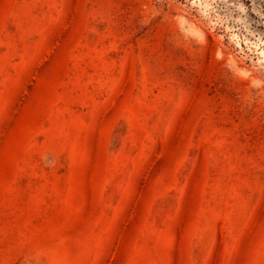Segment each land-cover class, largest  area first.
Segmentation results:
<instances>
[{
  "label": "rangeland",
  "instance_id": "obj_1",
  "mask_svg": "<svg viewBox=\"0 0 264 264\" xmlns=\"http://www.w3.org/2000/svg\"><path fill=\"white\" fill-rule=\"evenodd\" d=\"M260 49L264 0H0V264H264Z\"/></svg>",
  "mask_w": 264,
  "mask_h": 264
},
{
  "label": "bare ground",
  "instance_id": "obj_2",
  "mask_svg": "<svg viewBox=\"0 0 264 264\" xmlns=\"http://www.w3.org/2000/svg\"><path fill=\"white\" fill-rule=\"evenodd\" d=\"M202 4V3H201ZM203 7H204V10H207V7H208V5H207V3H204L203 4ZM235 34L233 33V36H234ZM237 36V35H236ZM235 37V36H234ZM237 37H239V36H237ZM236 37V38H237ZM240 42V41H239ZM247 42V41H246ZM261 50V49H260ZM262 56V58L264 59V50H261L260 52H259Z\"/></svg>",
  "mask_w": 264,
  "mask_h": 264
}]
</instances>
